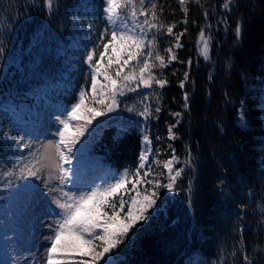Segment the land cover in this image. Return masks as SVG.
Instances as JSON below:
<instances>
[{"label": "trees", "instance_id": "trees-1", "mask_svg": "<svg viewBox=\"0 0 264 264\" xmlns=\"http://www.w3.org/2000/svg\"><path fill=\"white\" fill-rule=\"evenodd\" d=\"M85 2L52 0L49 8L47 0H0V98L11 88L22 95L62 78L61 49L80 24L77 12ZM133 3L143 17L141 0ZM143 12L156 25L150 29L151 47L137 59L151 52L150 69L166 85L154 83L147 97L134 104L140 126L104 127L93 151L133 172L122 189L133 196L143 138L153 143L151 162L140 176L151 169L149 187L159 197L157 205L119 244L117 264H185L187 259H196L194 264H264V0H150ZM169 27L180 39L178 47L167 34ZM205 41L208 58L202 55ZM169 48L176 59L161 64L157 56L167 60ZM89 97L86 108L91 110ZM145 107L148 112L141 116ZM172 126L175 139L169 135ZM2 136L0 150L5 152ZM173 155L180 160L175 170L184 171L176 190L166 195L163 164ZM10 187L0 180V204L13 194ZM161 198L166 204L158 210Z\"/></svg>", "mask_w": 264, "mask_h": 264}, {"label": "snow or ice", "instance_id": "snow-or-ice-1", "mask_svg": "<svg viewBox=\"0 0 264 264\" xmlns=\"http://www.w3.org/2000/svg\"><path fill=\"white\" fill-rule=\"evenodd\" d=\"M183 2V0H181ZM104 8L103 11L109 22L116 24V20L120 18V9H127L130 5L133 10L130 15L135 18L136 11L134 9L133 0H103ZM144 0H141L143 5ZM52 5V0H47V6L50 8ZM155 8V5H152ZM227 7V5H225ZM143 14V10H142ZM153 15H155L153 13ZM144 25L149 24L147 16L145 15ZM151 27V25H149ZM139 29V31H137ZM239 31V28L237 29ZM168 35H172V28H168ZM183 35V33H181ZM203 37V33H201ZM147 35L145 29L142 25H136L132 29L126 27H121L116 25L111 32L105 29V34L102 35L100 40V51L99 55L96 56V50L93 49L89 52L87 56V63L91 66L92 76L90 80V90L91 94L89 99L93 104L99 102L104 104L107 111L111 112L115 110L116 98L120 93V88L117 86V80L122 79L124 87H127V81L134 80L135 87L129 88L130 91H135L136 88L140 87L141 82L145 87H151L154 81L160 87H163L166 83L163 79H158L153 76L150 72L148 73L147 79L145 78V71L149 68L148 58L152 55L148 52L146 56L142 59H137L136 55L132 52L125 51L124 55L127 59H123L119 55V50L115 46L116 42L125 45L127 48L141 49L145 46V41ZM155 38L153 37V40ZM179 40V37H177ZM179 46V45H177ZM109 49L111 53L109 54ZM169 53L172 49L167 50ZM107 55V61H105V56ZM202 55L208 58L209 47L205 41ZM136 59L139 67V76L137 77L134 72H130L121 77V72L124 67L129 65V62ZM161 64L164 63L163 57L157 56ZM171 59H176L173 55ZM122 60V63H121ZM116 64L115 77L108 75L107 71H102V66L106 64L108 68H111L113 64ZM191 63V62H189ZM103 76L105 83H100L97 77ZM185 79H187V73H185ZM99 84V87H98ZM181 87H183V82H181ZM86 92H82L80 96V102L74 105L70 112L67 113L68 117L71 119H65L59 121L62 125V129L58 130V135L60 136V141L58 144L59 157L62 161L68 162L70 156L75 149L76 145L79 143V137L83 136L87 130V126L91 124V120L95 119V116L90 115V119L87 125L81 128L78 124H73L72 120L77 118V115L81 108L85 107V96ZM105 99L110 101V103L105 104ZM185 101H187L188 96L185 93ZM131 110V109H129ZM156 112L160 109L156 108ZM148 112V108L145 107L144 111L140 113L141 116ZM103 114V113H101ZM174 115L180 116V113H175ZM70 128L76 129V135L70 136ZM171 132V129L169 130ZM172 139H175V135H171ZM145 141L150 143L147 137ZM27 147V145H25ZM148 155L141 157V164L139 168L136 169L134 173L135 179L133 183V189H135L136 184L143 181L140 177V170L145 167L148 160ZM172 160H177L173 155ZM186 163L191 164L192 161L189 159ZM164 167L168 169L169 177L168 183L164 185L169 190L175 191V182L178 177H180L184 171L183 168L176 169L173 174L172 161L165 163ZM65 175L68 172L67 168H62ZM151 169H146L144 171V176H148ZM127 177L122 176L115 180L114 183L108 184L106 187L93 188L88 192L81 193L77 195L76 193H62V200L57 199L54 201L57 207L62 210L57 213L62 218L56 225H50L51 237L49 246L46 251L48 253V258L46 264H65L66 260L73 258L70 256L71 253L82 252L84 249H89V251L84 252V255L91 257L90 260H83L81 264H99L101 258L105 256V253L111 252L112 249L116 248L119 244H122L126 238L129 237V232L135 227L137 223L141 220H146L148 218L149 209L153 207L155 200L152 198L154 193L149 195H144L142 202H138L136 197L131 198L132 208L135 209V213L132 209H129L125 215L121 216V212L124 210L125 205L129 202L125 200L124 195H121V190L124 189L127 183ZM145 183H151L150 181H143ZM128 190L125 189V194ZM139 196V192H137ZM112 200L109 203V200ZM139 203V206H137ZM110 209L111 215L104 209ZM119 209V210H118ZM98 249H101L98 251ZM247 259V257H245Z\"/></svg>", "mask_w": 264, "mask_h": 264}, {"label": "rangeland", "instance_id": "rangeland-1", "mask_svg": "<svg viewBox=\"0 0 264 264\" xmlns=\"http://www.w3.org/2000/svg\"><path fill=\"white\" fill-rule=\"evenodd\" d=\"M87 2V8L91 9L92 11L87 10V8H84L83 15L80 16V19L82 21V24L79 25V33L82 36V38L85 40V42L72 40L69 42L68 46L71 48H74L77 50L76 59L79 57L82 52H84L86 46L91 43L92 40H99L101 35L105 32L106 28L108 32H111L116 25H120L122 28L126 27L128 29H132L136 27V25H142L145 29V33L147 35V39L145 41V46L141 49H135V48H127L125 45L120 44L119 42H116V47L119 50V55L123 59H127V57L124 55L125 51L132 52L136 56L138 52L142 49H145L149 46V25L155 26V23L150 24L149 18L147 17V20L149 24L144 25L143 21L145 20V16L136 15L135 18H133L130 13L132 10H127L124 8H121L119 11L121 13L120 18L116 20V24H113L112 22H109L107 20V17L103 11L104 3L103 0H86ZM106 19V22L104 23ZM172 28V27H171ZM139 31V29H137ZM173 33V31H172ZM173 33L171 36L174 37V46L178 47L177 45L180 44V39L177 40L176 35ZM176 37V39H175ZM200 49H202V45H200ZM73 50H71L72 52ZM102 51V48L100 49ZM99 51V53H100ZM175 51L172 49V52L170 53V56L167 60H164L163 64H170L173 59H171V56H175ZM86 54V53H85ZM89 54V53H88ZM86 58L87 60V56ZM109 54L111 53V49H109ZM105 61H107V55L105 56ZM131 62V61H130ZM129 62V64H130ZM122 63V60H121ZM149 68L145 71V78L147 79L148 73L150 72L153 76H155L154 72L150 69V62L148 59ZM88 64V63H87ZM89 65V64H88ZM76 67V66H75ZM117 65L114 63L111 68H108L106 64L102 66V71H107L108 75L115 77V68ZM74 68V67H73ZM84 65L80 68L79 72H84ZM78 70V69H77ZM123 71L121 72V77H123L125 74H128L130 72H134V74L138 77L139 76V70L137 71ZM79 72H76V75H78ZM114 72V73H113ZM92 71L91 66L89 65V70L85 73V78L83 79V87L87 90V86L89 85V80H91ZM77 77V76H76ZM98 81L100 83H105L104 77L99 76L97 77ZM76 79H72L74 82ZM124 81L122 79L117 80V86L120 88V92H127L129 89L128 87H135V81L130 80L127 81V87H124ZM155 82H152V86ZM166 85V83H165ZM164 85V86H165ZM90 86V85H89ZM152 86L145 87L144 84L141 82L140 87L136 88V91H142V92H150L152 90ZM99 87V84H98ZM122 87V88H121ZM89 92L91 94V90L89 89ZM119 99L116 98V102H118ZM110 103L107 99H105V104ZM49 107L46 110V113H44L41 110H33V106L31 108L26 109V113L30 114L32 119L30 120L31 123L35 124L32 128V132L27 138L26 135H23L21 137L15 138L19 145L27 144V148L29 149L28 152L24 151L22 158L25 159L22 161L21 167L24 169H27V171L34 176L35 185L31 187V189L26 188L19 196L18 200L16 201V209L18 208V214L15 217V231L12 232V239L13 242V253L10 257L11 264H46L48 253L46 251L47 247L49 246L50 237L52 235L50 225H56L60 220L61 216L57 213H60L61 210L54 207L53 203L57 199L62 200V193L61 189L64 191V189H68V186L66 185V182H69V179H66L64 177V172L61 171L60 167V157H59V148L58 144L59 142L56 140L57 137V131L60 126L59 119L64 120V117L58 116V113H54L52 110H57V107L55 104L49 102ZM52 109V110H51ZM94 114L96 115V118L100 119L101 113H106L107 108L104 106V104H100L99 102L96 103L95 108L93 109ZM35 115V117H34ZM88 116V115H87ZM19 118V117H18ZM78 118V115H77ZM76 118V119H77ZM22 119V118H21ZM47 119H52L48 120ZM75 119V120H76ZM74 121V120H72ZM244 121V114L243 109L241 108L239 110V123L242 124ZM122 124V123H121ZM81 126V128L85 127ZM171 129V132L169 131V135L171 137L172 134L175 135L173 126L169 127V130ZM96 130V123L91 122L90 125L87 126V130L85 131L84 135L79 137V143L75 147V151L84 153L89 148V145L86 141L87 137L94 133ZM6 135H9V130L7 131ZM70 136H75L76 131L73 130V128H70L69 131ZM59 137V135H58ZM27 138V139H26ZM12 139V140H15ZM34 146V147H33ZM145 153L143 156L146 155V153H150L148 155L147 163L150 161V157L152 155V144L147 143L145 141ZM177 160H172L171 156L168 158L163 165H165L166 162L172 161V168H173V174L175 172V166L179 163V157L177 155H174ZM91 157H80L78 159V165L86 163L88 160H90ZM146 163V164H147ZM145 164V165H146ZM166 173V181L164 185L168 183V177L169 172L166 167H164ZM77 169H74L76 171ZM92 170L88 172L91 173ZM88 174H84L81 176L80 182L81 184H87L90 177ZM151 173H149L148 176H141L143 178V181H150L151 182ZM141 181L140 183L136 184V187L134 189V196L136 197L138 202H142L144 195L151 196L152 190L149 187L150 183H145ZM25 184H28L25 182ZM165 188V194L171 193V190ZM137 192H139V196H137ZM121 195H123L121 193ZM125 200L129 201L126 205L124 210L121 212V216L125 215L126 212L129 209H132L135 213V209L132 208L131 205V199H128V197H125ZM155 201L159 197H156L155 195L152 197ZM163 199V198H161ZM164 204H166L165 199H163V206L159 207L158 210H161L164 207ZM154 205H157V202L154 203ZM139 206V203L138 205ZM153 208V207H152ZM151 209V208H150ZM119 210V209H118ZM109 215H111V212H108ZM59 220V221H58ZM138 223L135 225V227L129 232V235L132 233V231L137 227ZM101 249H98V251ZM89 251V249H84L82 252H76L71 253L70 256L73 258H70L66 260L65 264H81V261L83 260H90L91 257L84 255V252ZM120 248L119 245L112 249L111 252L105 253V256L100 259L99 264H117V258L122 256L120 255ZM197 258V257H196ZM196 259H187L185 264H194V261Z\"/></svg>", "mask_w": 264, "mask_h": 264}, {"label": "water", "instance_id": "water-1", "mask_svg": "<svg viewBox=\"0 0 264 264\" xmlns=\"http://www.w3.org/2000/svg\"><path fill=\"white\" fill-rule=\"evenodd\" d=\"M119 111L117 110L116 113H114V117H108L109 114L107 115H104L103 118H102V122L104 125H107V124H110V123H113V122H116L119 118Z\"/></svg>", "mask_w": 264, "mask_h": 264}]
</instances>
